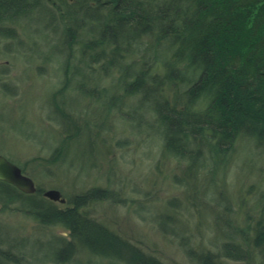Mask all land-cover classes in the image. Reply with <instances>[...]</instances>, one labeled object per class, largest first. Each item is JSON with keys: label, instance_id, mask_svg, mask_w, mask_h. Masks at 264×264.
Returning a JSON list of instances; mask_svg holds the SVG:
<instances>
[{"label": "rangeland", "instance_id": "1", "mask_svg": "<svg viewBox=\"0 0 264 264\" xmlns=\"http://www.w3.org/2000/svg\"><path fill=\"white\" fill-rule=\"evenodd\" d=\"M45 3L5 24L13 36L0 34V154L36 187L18 190L39 188L57 208L106 190L89 215L162 264H203V256L264 264L251 242L264 205V145L243 136L218 152L206 142L191 172L187 158L167 151L152 103L127 91L117 68L106 73L82 53L97 28L82 22L68 37L59 2ZM150 40L143 57L153 54L154 65ZM52 189L64 201L45 195ZM6 201L0 193V264H124L79 243L61 261L69 230L42 222L19 196Z\"/></svg>", "mask_w": 264, "mask_h": 264}, {"label": "trees", "instance_id": "2", "mask_svg": "<svg viewBox=\"0 0 264 264\" xmlns=\"http://www.w3.org/2000/svg\"><path fill=\"white\" fill-rule=\"evenodd\" d=\"M52 1L59 2L68 21L66 36L73 37L82 22L97 28L82 53L106 73L117 68L126 90L152 103L167 151L187 158L191 172L206 142L218 152L243 136L264 145V0ZM43 6L45 0H0V34L13 36L5 24ZM77 7L84 11L81 22ZM148 39L156 47L154 65L153 54L143 57ZM138 57L139 69L133 65H139L133 63ZM0 190L5 201L19 196L42 222H59L69 230L72 241L58 252L61 261L79 243L124 264H162L89 215L91 203L107 199L104 189L74 196L66 208L45 202L39 188L25 194L0 180ZM251 242L264 258V205ZM203 259L209 263L208 256Z\"/></svg>", "mask_w": 264, "mask_h": 264}, {"label": "water", "instance_id": "3", "mask_svg": "<svg viewBox=\"0 0 264 264\" xmlns=\"http://www.w3.org/2000/svg\"><path fill=\"white\" fill-rule=\"evenodd\" d=\"M0 180L9 182L20 190L26 193H33L36 190L34 181L21 173V169L7 160L0 154ZM45 195L51 199H61V194L58 190L52 189L45 192Z\"/></svg>", "mask_w": 264, "mask_h": 264}, {"label": "bare ground", "instance_id": "4", "mask_svg": "<svg viewBox=\"0 0 264 264\" xmlns=\"http://www.w3.org/2000/svg\"><path fill=\"white\" fill-rule=\"evenodd\" d=\"M4 182H6V181H4ZM7 183H9V182H7ZM9 184H11V183H9ZM11 185H13V184H11ZM13 186H15V185H13ZM16 187V186H15ZM17 188V187H16ZM18 189V188H17Z\"/></svg>", "mask_w": 264, "mask_h": 264}]
</instances>
